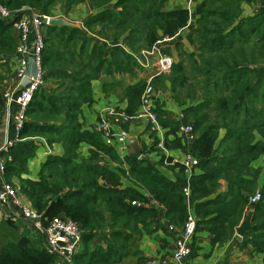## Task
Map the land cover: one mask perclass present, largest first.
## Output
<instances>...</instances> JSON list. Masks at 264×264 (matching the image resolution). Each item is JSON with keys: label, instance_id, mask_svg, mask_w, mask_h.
I'll return each instance as SVG.
<instances>
[{"label": "trees", "instance_id": "trees-1", "mask_svg": "<svg viewBox=\"0 0 264 264\" xmlns=\"http://www.w3.org/2000/svg\"><path fill=\"white\" fill-rule=\"evenodd\" d=\"M169 2L0 0L12 10L30 8L49 16L57 6L66 17L81 4L94 10L81 27L45 26V86L35 93L17 141L1 153L5 179L18 181V192L42 214L44 226L62 215L83 229L73 264H121L129 257L142 264L137 248L141 235L162 230L176 240L178 232L170 226L181 230L190 207L198 218L194 238L206 232L212 246L231 241L252 211L250 237L240 247L264 254V168L257 166L264 157V0H194L192 15L182 6L168 9ZM244 5L255 7L256 13L244 17ZM186 29L191 52L179 38ZM164 38H173L183 59L152 84L158 92L169 84L183 120L157 98L154 112L165 132V149L191 152L199 160L189 178V198L185 168L175 164L180 170L172 180L149 157L159 149L157 133L137 158L107 146L97 130L84 129L80 121L82 108L95 102V81H102L106 95L127 103L121 110L127 116L137 115L148 81L138 76L145 71L138 57ZM15 45L12 25L0 21V120ZM163 52L174 56L171 47ZM183 124L192 126L191 144L180 132ZM40 140L50 148L61 145L64 153L49 155L37 180L23 178ZM84 145L89 147L87 157L82 156ZM223 181L226 191H221ZM258 191L261 200L250 205ZM96 240L105 245H93ZM56 261L36 240L21 234L12 219L0 221V264Z\"/></svg>", "mask_w": 264, "mask_h": 264}, {"label": "built area", "instance_id": "built-area-1", "mask_svg": "<svg viewBox=\"0 0 264 264\" xmlns=\"http://www.w3.org/2000/svg\"><path fill=\"white\" fill-rule=\"evenodd\" d=\"M193 2L194 0H188L189 6L187 9L190 15L193 13ZM52 18H57L56 11L49 16L40 14L30 8L12 10L0 4V21L12 25L17 42L16 51L11 58L12 63L15 64V70L12 68V74L5 81L6 83L10 81V85L2 90L4 115L8 122L12 124L17 138L13 141H7L0 150V175L2 177L5 176L6 159L3 158L1 153L8 151L14 142L17 141L19 133L27 121V111L35 93L45 86V71L42 64V53L45 48L44 28L49 25V20ZM172 40L173 38H164L151 51H143L141 56L138 57L139 63L145 69L151 67L150 56H157V64L156 73L147 81L141 97V107L137 115L127 116L121 110L112 109L106 116L101 117L96 130L102 135L107 146L119 147L121 153L127 152L129 149L128 134L124 131L116 132L113 126L124 124L134 119H144L150 125L151 132L157 133L158 136L162 137L159 147L164 149L163 130L154 112L157 97L152 80L156 76L166 75L171 72L174 60L171 56L163 54L158 45L171 42ZM179 119L183 120L182 113ZM180 132L186 136L189 144L194 141L191 125L183 124ZM169 163L172 165L180 164L185 168V173L188 176V185L185 186L184 191L187 198H189V178L193 174L199 160L191 152H187L182 160H172ZM21 198L18 189L12 183L4 181L0 187V211L8 210L13 215H16L18 211L21 220L32 222L41 229L45 243L44 248L51 256L57 259L55 264H73L74 255L80 248L84 234L81 226L74 220L62 215L52 218L44 226L42 214L35 211L29 203L24 202ZM261 198V193L258 191L249 199V204L254 205ZM132 205L141 206L140 203L136 202H132ZM197 223L198 218L193 213L192 207H190L188 218L175 240L173 256L171 258L165 257L160 260H152L151 264H185L186 258L192 253ZM170 230L176 231L177 229L170 226Z\"/></svg>", "mask_w": 264, "mask_h": 264}, {"label": "crops", "instance_id": "crops-1", "mask_svg": "<svg viewBox=\"0 0 264 264\" xmlns=\"http://www.w3.org/2000/svg\"><path fill=\"white\" fill-rule=\"evenodd\" d=\"M187 2L188 0H185V5L181 3L178 6L187 8ZM174 7L176 6H174L172 0H170L167 8L172 9ZM58 8H61V6H57V9ZM55 11H56V16L59 15V12L56 9ZM93 13L94 10L92 6L89 3H86L77 6L68 15V17L64 15L63 18L66 19L68 18V20L72 23L83 25L84 21ZM255 13H256L255 7H251L248 5L243 6L244 17L253 16ZM77 14H79L81 18L73 19L72 18L73 15H77ZM188 31L189 30L186 29L185 31L181 32L179 38L182 44L184 45L186 51H190V50L192 51L193 49L186 39ZM187 46L188 48L191 47V49L187 50L188 49ZM158 47L161 51H163L167 47H171V49L175 51L172 41L160 44L158 45ZM155 58L157 59V56H150V61ZM153 76L154 74L151 75L149 79ZM117 78L120 79V76H117ZM8 85H10V81L7 83L5 82L3 84V88L7 87ZM166 86H167L166 89H168L169 91V84L167 83ZM93 93L95 99L94 104L85 105L82 108V113L80 115V121L81 123H83V128L88 130H96L101 120V117L106 116L110 110L112 109L124 110L125 107L127 106V103L121 102L115 96V94L106 95L103 90L102 81L93 82ZM156 97L165 105L166 110L172 112L177 118L180 117L182 113V108L179 107L174 100L172 101L171 99H167L159 95L158 92L156 93ZM113 128L116 132H122V131L126 132L128 134V139L130 137H137L142 150L143 148L151 147L152 142L154 140L152 138L150 125L144 119H134L124 124L114 125ZM224 133L225 131L222 130L221 138L224 136ZM164 136H165V132L163 131V140H164ZM158 137L159 139L162 138L160 135ZM16 138H17L16 133L12 124L8 122V119L3 114L2 119L0 120V150L7 141H13L16 140ZM40 142H41V146L37 151L35 158L31 160L28 164L29 173L28 175H24L23 178L37 180L39 178V172L41 170V166L46 161L47 157L49 155L62 156L64 153V150L61 145H54L52 148H50L49 146L46 145L44 140H40ZM128 146L129 149L125 153H121L120 151L121 149L119 147H117V149L122 155H125L132 152L129 143ZM158 148L159 149L156 152H153L152 154L149 155L150 159L158 165L159 169L164 175H166L168 178L172 180H176L180 169L175 165L170 164L167 160L171 158L172 160L180 161L185 156V153L180 149L167 150L165 149V147L163 149L159 147V145ZM88 149L89 147L86 145L82 147L81 152L83 157L88 156L89 154ZM163 157H165V161L161 163ZM104 162L106 163L107 160H104ZM109 166L114 168L116 165L110 163ZM257 166L258 167L261 166L264 168V157H262L257 162ZM4 181H7L5 179V176L2 177L0 175V187L2 186ZM17 182L18 181L15 180L12 182V184L18 189ZM187 185H188V176L186 174L185 186ZM226 189H227L226 182L223 181L221 191H226ZM20 195L24 202L29 203L28 199L24 195L22 194ZM6 219H12L14 223H16L18 219H20L19 212L17 211L16 215H13L8 210L0 211V221ZM34 228L38 230V235L42 236L41 229H38L37 227ZM179 231L180 230H176L174 232L179 233ZM24 235L28 236L30 234L25 233ZM242 239L243 238L237 236L235 233V237L228 243L212 246L210 243V236L208 233L206 232L198 233L193 240L192 253L189 257L186 258L185 264H264V254L252 253L250 249L247 248L242 249L240 247V244L242 243ZM96 243L97 242L95 241L93 245ZM99 244H102L103 246L105 245L103 241H99ZM42 246L45 247L44 241L42 242ZM137 246H138L137 248L141 250L140 256L141 257L144 256V261L142 262V264H151L152 260H160L165 257L171 258L173 256V253L175 251V239L164 233L162 230H159L152 235H147L145 233L141 235V238H139L137 242ZM137 263L138 262L136 258L129 257L123 260L121 264H137Z\"/></svg>", "mask_w": 264, "mask_h": 264}, {"label": "rangeland", "instance_id": "rangeland-1", "mask_svg": "<svg viewBox=\"0 0 264 264\" xmlns=\"http://www.w3.org/2000/svg\"><path fill=\"white\" fill-rule=\"evenodd\" d=\"M172 3H173V5L174 6H178L179 4H183V5H185V0H172ZM194 3V2H193ZM193 5V4H192ZM192 5H191V8H192ZM189 6V3L187 2V7ZM194 6H195V3H194ZM56 10L59 12V15H57V19L58 18H63L64 17V15L62 14V8H56ZM81 12V11H80ZM80 12H77V13H80ZM73 19H79V18H81V16L79 15V14H77V15H73V17H72ZM66 19V18H65ZM67 20H68V18H67ZM12 31H13V29H12ZM13 35H14V37H15V34H14V32H13ZM15 40H16V37H15ZM16 44H17V42H16ZM191 46V45H190ZM192 47V46H191ZM191 47L190 48H188V46H187V50H189V49H191ZM192 49H193V47H192ZM186 50V49H185ZM15 51H16V45H15ZM163 54H164V52L163 51H161ZM187 52H191V50L190 51H187ZM173 53H174V56H171L172 58H173V60H174V62H176V61H181L183 58H179L178 56H177V53L175 52V51H173ZM165 55H167V54H165ZM170 56V55H169ZM185 62H187L186 60H185ZM150 64H151V68H149V69H145V71L144 72H140L139 73V78L140 79H146V80H148L149 79V77L151 76V75H153V74H155L156 73V64H157V59L155 58V59H152L151 61H150ZM187 65H188V62L186 63ZM12 68H13V70H15V64H13L12 63V61H11V73L9 72V73H7V78L12 74ZM0 69H2V67L0 68ZM2 71H4V69H2ZM6 73V72H5ZM121 78V77H120ZM127 79L129 78V77H126ZM127 82H130V80L128 79L127 80ZM155 90H156V93L158 92L157 90L158 89H156L155 88ZM159 91L160 92H158V94L159 95H161V96H163V97H165V98H167V99H171L172 101L174 100V98H173V94L171 93V90H170V88H169V91H168V89H166V90H164L163 89V87H160V89H159ZM20 194V193H19ZM22 199V198H21ZM15 226L18 228V230H19V232L21 233V234H30V235H28L29 237H31V238H33L34 240H36L39 244H41L42 245V242L44 241L43 240V236H39L38 235V230H36L34 227H37L34 223H32V222H28V221H24V220H21V219H18V221L15 223ZM38 228V227H37ZM39 229V228H38ZM102 234V233H101ZM96 244H98L99 243V241L98 240H96ZM76 254V253H75Z\"/></svg>", "mask_w": 264, "mask_h": 264}, {"label": "water", "instance_id": "water-1", "mask_svg": "<svg viewBox=\"0 0 264 264\" xmlns=\"http://www.w3.org/2000/svg\"><path fill=\"white\" fill-rule=\"evenodd\" d=\"M50 26L54 27H81V25L75 24L70 22L69 20L65 18H52L49 20L48 23ZM128 143L132 149V153L137 157L141 158L143 153L142 149L139 144V140L137 137H130L128 139ZM252 211H250L245 219L242 221L241 225L236 229V235L241 238L250 237L249 229L251 227V220H252Z\"/></svg>", "mask_w": 264, "mask_h": 264}]
</instances>
